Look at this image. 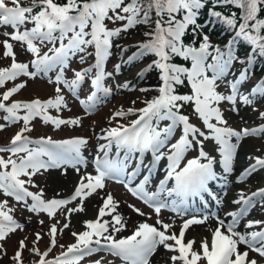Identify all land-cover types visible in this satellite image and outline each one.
<instances>
[{"label": "snow or ice", "instance_id": "obj_1", "mask_svg": "<svg viewBox=\"0 0 264 264\" xmlns=\"http://www.w3.org/2000/svg\"><path fill=\"white\" fill-rule=\"evenodd\" d=\"M215 2L240 10L239 17L235 13L222 15L214 9L210 14L215 21L233 30L236 38L246 40L253 54L258 52L264 56V19L259 18L264 11V0ZM203 8L205 0H30L27 6L24 0H0V28L12 29L4 31L5 39L0 40L3 57L11 59L9 66L0 67V88L20 76L35 79L59 69L54 81V97L9 102L14 94L26 87V82L0 93V113H3L0 119L4 121L0 123V131L22 122L9 143L0 147V153L9 154L7 158L0 156V192L14 198L33 214H46L50 220H54L57 214L64 218L63 223L55 220L50 224L47 251L41 252L37 246L43 238L41 232L33 234L35 240L31 248L26 243L27 237L20 239L11 257L13 264H23L25 250L39 257L35 264H80L86 256L100 251L119 257L125 264H151V258L161 248L170 253L167 264H264V220H248L244 225L245 231L238 230L241 218L250 208L257 204L264 208V187L250 194L241 191L233 200L240 208L227 213L231 217L227 222L217 216V224L210 237L201 238L198 247L196 238H188L186 233L191 226L204 224L207 216L184 219L178 232L175 231V221L166 223L158 218L155 224H150L145 220L136 224L130 235L117 238L115 234L126 230L127 221L118 211L119 201L111 193H105L100 197L101 204L96 206L95 217L83 221L84 230L71 232L74 242L60 245L63 250L59 255L46 259L57 245L58 234L70 228L72 214L84 212V201L98 190L105 189L108 180L122 183L132 196L151 207L157 217L165 208L183 217L188 215L186 198L207 191L209 182L217 179L214 169L217 158L205 151V142H213V150L219 155L218 163L225 173H230L240 142L264 133V125L239 130L229 126L221 105L226 103L232 112L238 113L237 104L250 106L254 102L253 97L264 98V82L253 86L248 94L241 92L240 86L250 74L248 65L253 57L240 60L231 47L234 40L229 41L225 48L213 45L204 33V25L198 22ZM106 22L114 25L121 23L109 28ZM29 24L31 27H25ZM140 24L148 26L149 30L144 33L146 39L136 44V51L127 61L133 62L148 54L156 57L148 69L155 67L160 72L162 83L157 89L159 95L146 100L145 106L140 109L124 110L121 107L112 114L110 121L130 114L137 115V118L127 125L101 130L98 139L106 143L97 147V154L92 160L94 173L87 171L88 161L83 155L88 144L86 137L54 140L45 136L33 139L26 135L32 131V122L37 118L56 129L62 125L79 126L80 117L64 119L51 115L50 110L59 113L67 109L63 90L66 88L77 93L81 83L93 72V90L79 103L85 106L86 112H90L98 103V92L110 95L111 89L104 85V81L112 73L104 70V62L110 55L113 40ZM186 37L189 43H185ZM13 42H19L33 59L28 63L19 62ZM42 45L51 47L41 54ZM89 48H94V65L76 71L74 78L66 79L64 69L70 59L79 55L81 63H84L90 54ZM121 50L127 51L126 48ZM174 57L182 58L190 66L172 62ZM234 63L244 67L234 79L226 81ZM119 68L120 65H116L117 71ZM48 82L53 83L51 79ZM185 83L190 91L178 93L177 86ZM221 83H226L227 94L218 91ZM123 87H128V84ZM185 105H191L204 130L182 113ZM259 116L264 119V112H259ZM161 121L168 123L160 127ZM177 129H180V135L174 143H170ZM113 146L117 149L116 156L111 155ZM164 148H167V153L161 151ZM121 150L126 153L123 159L118 158ZM145 151L152 152L156 162L164 158L168 161L165 178L155 192L146 188L148 175L133 186L137 172L135 169L129 171L131 154ZM189 151H197L198 155L182 165ZM247 159L252 162L241 172L238 182L264 169V156L249 155ZM69 167L78 175L82 168L84 170L72 194L61 197L57 192L55 197L46 199L44 189L33 178L50 170H62V174L66 175ZM170 180L174 181V187H166ZM162 192H167L169 198L175 196L178 199L161 200ZM77 201L79 203L75 206H69ZM128 207L140 216L145 215L135 205ZM13 211L8 207L7 200L0 201V254L3 255H7L3 242L10 234L23 231L25 227L14 218ZM39 223L43 225L44 221ZM241 245L245 246V250H241ZM250 253L256 256H250ZM93 264H101V261H94Z\"/></svg>", "mask_w": 264, "mask_h": 264}, {"label": "rangeland", "instance_id": "obj_2", "mask_svg": "<svg viewBox=\"0 0 264 264\" xmlns=\"http://www.w3.org/2000/svg\"><path fill=\"white\" fill-rule=\"evenodd\" d=\"M4 31H12L10 27L7 28H0V40L5 39L3 36ZM140 42L139 36L137 34H131L128 36V38L125 40V43L129 46H133ZM14 43V51L16 53L17 60L19 62H30L29 56L31 55L28 53L24 47L21 46L19 42H13ZM78 60V59H77ZM76 60H73L71 64L76 63ZM11 63L10 58H4L3 57V46L0 44V67L2 65H6ZM244 67V65L236 66L231 68L229 74L226 77V81H230L235 78L236 75H238L239 70ZM31 70V69H30ZM144 70V64L136 65V66H130L128 62H125V60L121 64V72L116 73L113 72L112 69L108 68L107 72L112 73V76L110 78H107L104 81V85L111 89L110 95H105L102 91L98 92V103L95 108L92 109V112L87 113L85 111V108L79 104H77L75 99V93L63 91L62 94L65 96L66 102L68 104L67 109H63L61 112L57 113L54 109L50 110V114L53 116H60L64 119H70L75 117H80L81 124L79 126H68V125H62L59 129H56L51 124H44L39 118L34 120L32 122V131L26 134H30L34 136V138H39L41 136L45 137H51V138H64V137H73V136H79V137H86L88 139V144L83 150V155L87 159L88 163L93 160V157L97 154V147L99 144L104 143V140L98 139V136L102 134V129H107L110 127H116L120 124L127 125V122L134 120L137 118V115L130 114L127 116L122 117L121 119H112L110 121V118L112 117V114L119 110L121 107H123L124 110H127L128 108H134V109H140L138 100L141 97V80H140V73ZM128 77V78H126ZM49 77L47 76H38L35 79H31L29 77L20 76L15 81L16 83H23L26 82V87L22 88L18 93L14 94L10 99L11 100H17V101H29L35 98L45 99L49 97L55 96V78L51 79L53 83H49ZM256 80V79H253ZM86 85L84 87V99L87 98V96L92 91V85H91V77H88L85 79ZM252 84L249 82V78L240 86L241 92L243 94H248L250 89L255 86L258 83H255L252 81ZM127 83L128 87H123V85ZM2 91V88H0V92ZM190 91V88H185L181 92V94H186ZM218 91L223 92L227 94L229 91L226 83H221ZM135 101V103H133ZM253 104L250 106H243L240 104H237L236 107L239 108L238 113H234L231 111L228 104H222L221 108L223 111H225L226 118L228 119L229 126L233 127L234 129H241V128H254L259 127L260 125H264V119H261L259 116V112H264V98L260 97H253ZM188 111L186 112L188 115H191V120L193 121V124H195L198 127H201L202 130V122L199 120L197 116L193 113L191 110V106L187 105ZM255 109V111L253 110ZM0 123H4L2 119H0ZM22 126V122L7 126L3 131H0V142L3 144H6L10 141L11 137L15 135L16 128L18 126ZM180 134V129L175 132L173 135L170 143H174L176 139H178ZM245 141V142H244ZM233 142H235V138H233ZM207 146V152H209L210 155L215 156L217 158L216 166L221 167V165L218 163L219 157L218 153L215 152L214 144L211 141L205 142ZM247 144L248 147L244 151L243 155L249 156H264V133L259 134L257 136H250L248 138H244L239 145L238 152L236 159L233 162V165H240L242 166L245 164L244 161H241L242 157V149L243 145ZM241 153V154H240ZM6 154V153H2ZM245 156V157H246ZM195 157V156H194ZM246 164L243 166L245 168ZM241 167V166H240ZM235 168L233 167V171L230 173H224L225 176L229 179V185L226 186L227 189H224L223 191H220L218 194V200L217 198L213 201V207L216 209H213L215 213H217V216L221 219L228 220L230 217L227 216L228 212L234 211L236 208V204L232 201H228V196L231 194L232 189H234L236 192L234 193L235 199L238 198V194L243 191L245 193L251 192L257 187H262L264 184V179L259 180L258 183L252 182L250 180H243L242 182H238V179L236 177L238 176L239 172H241V168ZM240 169V170H237ZM83 168L81 170V173L79 175L83 174ZM87 171L90 173H94L91 171L90 166L88 165ZM253 174V173H252ZM254 174H259L262 178L264 177V173L260 172H254ZM79 175L73 170L71 167L67 169V174L63 175L62 170H50L49 172H46L44 175H39L37 177H34L33 179L36 181L37 184H39L40 187H42L45 191V198L50 199L56 196V193L59 192L61 197H67L71 194V192L74 189V186L76 185ZM249 183L251 185H258V186H252L250 187ZM32 191H38L36 188H30ZM105 193H111L114 198L119 201V209L118 211L122 213L127 221V228L125 231H122L121 233L115 234L117 238L130 235L136 224H138L141 221L147 220L150 224H155L156 220L159 218L166 223H172L175 221V231H179V227L182 224V218H180L177 215H174L173 213H167L165 211L161 210V213L159 217L155 214L153 210H149L145 208L140 202L137 200H134L129 196L126 189L124 188V185L122 183H113L111 181L106 182L105 189L98 190L96 194H93L89 198H87L84 201V212H77L72 214L71 216V226L68 229H65L62 234H58L57 236V245L52 249L55 253H59L61 250H63L60 245L67 246L70 243L74 242V238L71 235V232L76 231H82L84 230L83 227V221L87 219H92L96 215V206L101 204L100 197L103 196ZM8 201V207H11L14 209L12 215L14 218L21 224H23L24 230L20 231L17 230L15 233L10 234L9 238L3 242L4 246L7 250V255L0 254V264H12L13 261L11 260V257L14 255L17 247H18V241L20 239H23L24 237H27L26 243L28 245V248H31L33 246V241L35 240V236L33 235L35 232H41L43 238L38 242V247L41 252H43L45 249L47 251L49 245V237L47 235L48 229L51 223H54L55 220H60L61 223L64 222V218L62 215L57 214L54 220H50L49 217L46 214H33L21 204L17 203L14 198L5 196L2 192H0V201ZM229 202V203H228ZM75 203H79V201L74 202L73 205L75 206ZM135 205L136 208H139L143 213H145L144 216H140L137 213H135L131 208L128 207V205ZM259 206V204H258ZM257 206V207H258ZM255 210H253L249 214V219L243 220L241 226L242 231H245L244 225L248 220H264V208L259 206V213H254ZM92 213L94 214V217H92ZM224 215V216H222ZM214 214L212 216H208V219L205 224V228H200L202 225L198 226V230L194 232V237L197 239V245L199 246L200 236L203 237H210L211 230L215 227L216 217ZM180 219V220H179ZM40 220H43L44 223L41 225L39 223ZM230 220V219H229ZM214 221V222H213ZM217 224V223H216ZM240 226V225H239ZM190 229V228H189ZM188 229V230H189ZM188 230H187V237L192 238L191 236H188ZM204 233H201V232ZM251 231V230H249ZM244 245H241L240 248H244ZM243 251V250H242ZM170 255V253H166L162 248L158 250V252L151 258V264H167V257ZM39 257L32 254L30 251L25 250L23 253V261H26L28 264H35V261H37ZM93 261V260H100L107 262L109 264H125L121 259L114 260L110 257V254L107 252H97L94 253L91 256H88L86 261ZM24 264V263H23Z\"/></svg>", "mask_w": 264, "mask_h": 264}, {"label": "trees", "instance_id": "obj_3", "mask_svg": "<svg viewBox=\"0 0 264 264\" xmlns=\"http://www.w3.org/2000/svg\"><path fill=\"white\" fill-rule=\"evenodd\" d=\"M60 2H63V0H60ZM25 6H27L28 3H30V0H24ZM221 12L222 15H229L232 13H235L237 17L240 15V10L235 8L232 5H222L217 4L215 0H205V8L200 10V15L198 18V22L204 25V33L207 34L210 37L211 43L215 46H219L221 48H225L228 45L229 41H233L234 43L231 45L232 50L236 56L240 58V60H246L249 56H252V62L249 64L250 69V78L251 79H257L262 76H264V56L259 55V53L253 54L252 47L249 45V43L241 38H236L235 33L233 30L228 29L226 25H224L222 22L215 21L214 18L211 16L212 10ZM38 10V9H37ZM259 18L264 19V11L260 13ZM108 24L109 28L117 27L121 22H117V24H112L111 22H106ZM31 27V25H28ZM148 26L140 24L137 25L135 28L130 29L126 33H122L119 37L114 38L113 45L110 50V55L107 57V59L104 62V70L107 71V64L108 62H111L110 67H114V62L116 60H121L122 62L125 60L127 61V58L133 54V52L136 51V44L133 46H129L125 43V40L130 36L131 34H137L139 36L140 42L145 40L146 37L144 36V33L148 31ZM190 41L188 38H185V43H189ZM47 45H44L41 48V51L43 48H45ZM126 48L127 51H122L121 49ZM89 51L91 54H93L94 48H89ZM72 57L71 59H73ZM92 58V57H90ZM156 59L153 55H144L140 57L139 59L128 62L130 66H136L140 64L144 65H150L152 62ZM85 62H87V59L85 58ZM84 62V63H85ZM174 63L178 64H184L185 66H190L188 62L183 61L182 58L174 57L173 61ZM84 63L77 64V67H81ZM238 65L242 66V64L237 63ZM10 65V64H8ZM8 65H2L1 67H6ZM140 80H141V89H147V91H142L141 97L138 100L139 107H144V102L146 100H151L153 97L159 95L157 89L161 85L160 80V72L155 67L151 69H146L145 72L140 74ZM14 82L12 81L11 84H9L8 88L13 87ZM188 87V84L185 83L182 86H177L178 93L181 94L180 91ZM5 89V91L7 90ZM3 92V91H2ZM1 92V93H2ZM187 105H185L182 109V112L187 111ZM21 125L16 128V132L19 131ZM0 144H2L0 142ZM8 156H5L7 158ZM24 264H27L26 261L23 262Z\"/></svg>", "mask_w": 264, "mask_h": 264}, {"label": "bare ground", "instance_id": "obj_4", "mask_svg": "<svg viewBox=\"0 0 264 264\" xmlns=\"http://www.w3.org/2000/svg\"><path fill=\"white\" fill-rule=\"evenodd\" d=\"M126 78H128V77H126ZM245 142V141H244ZM247 147H248V145L247 144H244L243 145V149H242V157H244V158H242V160L241 161H244V163L245 164H247L248 162H249V160L247 159V157L248 156H246V155H243V153H244V151L247 149ZM240 153V154H241ZM246 156V157H245ZM244 164V165H245ZM243 165V166H244ZM241 166V167H240ZM242 166V164H240V165H233V167H234V169L235 168H239L240 167V169L243 167ZM246 167V166H245ZM240 169H237V170H240ZM243 169H244V167H243ZM240 174H241V172H240ZM220 177L224 180V185L225 186H228L229 185V179H228V177L227 176H225V174L224 173H220ZM264 179V177L262 178L259 174H251L250 176H248L247 178H246V181L247 180H250V181H252V182H257L258 183V181L259 180H263ZM249 185H250V187H252V186H258V185H256V184H254V185H251L250 183H249ZM262 186H264V184L262 185ZM236 191L234 190V189H232V191H231V194L228 196V201L230 200V201H232V200H235V195H234V193H235ZM229 203V202H228ZM260 206V205H259ZM259 206L256 208V210H255V212L254 213H256V214H258L259 213ZM92 217H94V214L92 213ZM180 220V219H179ZM226 220V219H225ZM214 222V221H213ZM226 222H227V220H226ZM217 223V222H216ZM216 223H215V227H216ZM205 224H206V222L200 227V228H205ZM198 226L199 225H193V226H191L190 227V229L188 230V236H191V237H194V232L195 231H197L198 230ZM214 227V228H215ZM242 226L240 225V226H238V230L239 231H241V232H243L242 231ZM201 233H204L203 231L201 232ZM201 237H202V235L200 236V239H201ZM199 238H197L196 240H198ZM241 247V246H240Z\"/></svg>", "mask_w": 264, "mask_h": 264}]
</instances>
